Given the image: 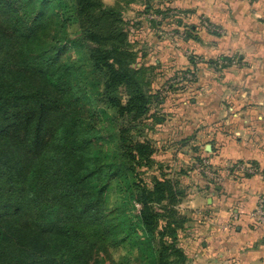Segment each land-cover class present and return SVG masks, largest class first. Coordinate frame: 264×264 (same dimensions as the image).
<instances>
[{
    "label": "trees",
    "instance_id": "1",
    "mask_svg": "<svg viewBox=\"0 0 264 264\" xmlns=\"http://www.w3.org/2000/svg\"><path fill=\"white\" fill-rule=\"evenodd\" d=\"M112 2L0 0V264H192L184 191L145 138L163 101L150 68L133 66L124 18L153 6ZM125 183L147 252L138 263L110 257L100 211Z\"/></svg>",
    "mask_w": 264,
    "mask_h": 264
},
{
    "label": "crops",
    "instance_id": "2",
    "mask_svg": "<svg viewBox=\"0 0 264 264\" xmlns=\"http://www.w3.org/2000/svg\"><path fill=\"white\" fill-rule=\"evenodd\" d=\"M226 1L232 2V10L224 8V0L179 1L190 8V25L197 16L204 17L223 34L215 41L200 35L194 44L185 40L184 46L202 60L238 56L247 71L231 80L241 83L243 93H228L222 82L216 84L222 89L215 93H184L187 101L181 107H162L165 121L155 134L162 133L167 141L155 140L170 150L178 148L168 153L169 159L187 163L200 145L215 171L240 162L255 166L254 175L187 190L180 203L188 215L181 240L192 264H264V224L256 227L250 219L251 212L264 208V0ZM207 5L216 9L207 10ZM156 8H160L157 13L163 10L161 4ZM136 13L139 20L146 17L142 11Z\"/></svg>",
    "mask_w": 264,
    "mask_h": 264
},
{
    "label": "rangeland",
    "instance_id": "3",
    "mask_svg": "<svg viewBox=\"0 0 264 264\" xmlns=\"http://www.w3.org/2000/svg\"><path fill=\"white\" fill-rule=\"evenodd\" d=\"M104 1L108 5L113 3L112 0ZM179 1L150 0L153 7L147 11L142 7L139 8L142 4L136 2L124 11L128 41L136 54L133 66L138 68L143 65L150 68L147 77L149 76L152 81L151 90L157 92L159 99L163 101L161 108H158L161 109V113L164 105L167 109L170 108V105L173 106L170 110L181 107L180 105L187 101L184 93H210V91L215 93L214 90L222 89L215 88L216 84L220 82H222V86L225 85L224 90L228 93H243L241 83L231 79L237 77V73L247 71L245 62L235 54H224L220 58L202 60L199 55L187 50V47L184 46V41L187 39H191L194 44L200 35L205 40L215 41L223 34L216 24L207 21L204 17L197 16L196 19H193L195 22L190 25L188 16L190 8L179 5L178 3L183 4ZM243 1L249 2L250 0ZM160 4L163 10L161 13H157L156 9L158 11L160 8L156 7ZM261 4L263 5L264 1ZM47 5L46 11L51 12L50 4ZM224 6L228 10L233 9L231 1L224 0ZM205 8L207 10L216 9L211 5H207ZM137 10L146 14V17L143 15L139 20ZM190 26L191 28H189ZM66 49L69 51L64 53L65 56L73 58L74 50L69 45H66ZM186 69L189 71L187 72ZM229 70L230 72H228ZM217 71H219L218 74ZM254 71L256 72L257 68ZM202 72L204 73L202 74ZM229 73L230 78L221 77V75L227 76ZM222 78L223 81H220ZM161 135H156L154 131L145 138L150 140L154 148L153 161L161 165L167 179H175L185 195L187 190L195 189V187H214V184L209 183L200 171L201 162L207 159L204 157L205 152L200 145L195 146L198 151L191 154V160L188 163L183 160L169 159L168 153L171 150L178 151V148L173 147L170 150V147L162 146L163 143L157 145L155 137L161 138ZM161 140L167 141L164 137ZM182 157L185 159L184 156ZM197 169L199 172L196 171ZM157 172L155 171V173ZM151 173L148 172L149 177L152 175ZM128 187V183L112 185L102 201L100 211L107 229L108 244L110 245L109 241L111 242L110 257L116 262L118 259L119 263H122L121 258H129L132 262L138 263L144 259L147 252L141 249L143 238L135 226L137 205L134 203L133 197L130 199L131 193ZM180 205L178 210L182 213ZM182 214L188 217L184 212ZM182 237L183 235H181V239Z\"/></svg>",
    "mask_w": 264,
    "mask_h": 264
},
{
    "label": "built area",
    "instance_id": "4",
    "mask_svg": "<svg viewBox=\"0 0 264 264\" xmlns=\"http://www.w3.org/2000/svg\"><path fill=\"white\" fill-rule=\"evenodd\" d=\"M200 168V171L205 176V178L211 184H214V186L220 185L221 183L226 181V179L238 180L244 178L247 175H254L255 172H257L255 167L249 162L234 163L223 172L215 171L214 169H212L211 164L207 159L201 162ZM196 171L199 172L198 169ZM250 219L251 223L256 227L264 224V208L259 207L251 212Z\"/></svg>",
    "mask_w": 264,
    "mask_h": 264
},
{
    "label": "water",
    "instance_id": "5",
    "mask_svg": "<svg viewBox=\"0 0 264 264\" xmlns=\"http://www.w3.org/2000/svg\"><path fill=\"white\" fill-rule=\"evenodd\" d=\"M209 148V146H207V149Z\"/></svg>",
    "mask_w": 264,
    "mask_h": 264
}]
</instances>
